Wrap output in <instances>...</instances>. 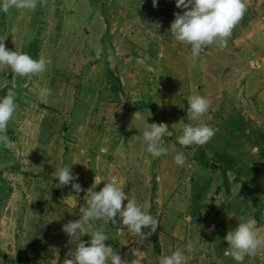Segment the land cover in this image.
I'll list each match as a JSON object with an SVG mask.
<instances>
[{
    "label": "rangeland",
    "instance_id": "1",
    "mask_svg": "<svg viewBox=\"0 0 264 264\" xmlns=\"http://www.w3.org/2000/svg\"><path fill=\"white\" fill-rule=\"evenodd\" d=\"M246 4L227 47L198 57L170 33L184 11L176 0H47L34 11H0L6 48L48 61L31 78L0 70V98L14 88L18 105L7 131L15 143L0 146V264H63L79 243L63 226L80 219L88 190L111 180L160 224L142 241L119 217L93 224L126 264H159L189 243L187 264H236L224 255L228 231L241 216L264 229V0ZM41 88L51 95L41 100ZM192 95L211 101L201 122L217 131L186 149L181 167L177 137ZM161 122L168 154L153 157L142 134ZM65 166L84 191L57 187L53 174ZM244 264H264V251Z\"/></svg>",
    "mask_w": 264,
    "mask_h": 264
},
{
    "label": "clouds",
    "instance_id": "2",
    "mask_svg": "<svg viewBox=\"0 0 264 264\" xmlns=\"http://www.w3.org/2000/svg\"><path fill=\"white\" fill-rule=\"evenodd\" d=\"M46 2L47 0H0V11L6 14L13 9L34 11L38 4L43 5ZM156 5L157 0H153V6ZM176 7L184 11L183 14L174 13L175 19L171 23L170 33L175 41L191 46L193 57H198L209 46L227 47L228 39L247 12L246 0H176ZM7 38L0 36V70L8 68L13 77L21 78H31L46 72L48 61L43 55L39 59H33L27 53L11 51L5 45ZM6 84L7 81H4L0 87ZM16 95L14 88H9L6 95L0 98V146L7 149H11L15 143L7 135V131L17 114ZM50 95L49 88H41L39 91L41 100ZM188 105L187 120L190 123L183 124L182 135L177 137L178 144L184 150L174 157L175 164L181 167L187 166L188 163L186 149H191L194 145L199 147L206 145L217 131L201 122L211 107L208 98L192 95L188 98ZM137 116L138 113L135 118ZM168 130L169 126L166 123L147 124L142 141L147 152L153 157L168 154V148L162 144L163 137L170 135ZM53 176L59 181L57 187L71 185L77 193L84 191L79 183H75L79 177L73 175L72 167L58 169ZM97 179L95 177V184ZM85 200L86 206L79 209L80 219L69 221L63 226V231L71 242L79 240L74 250L68 252L69 258L64 259L63 264H126L121 255L106 244L111 239L108 231L103 228L91 230L96 221L103 220L115 225L116 218L119 217L122 225L130 233L138 236L139 241L155 233L160 225L134 197L129 198L115 180L106 182L98 192L88 190ZM145 229L150 231L145 232ZM261 231L264 229L257 226L254 217L241 216L238 226L228 231L225 237L228 247L224 249V255L231 257L236 264H244L246 257H255L264 251V235L259 234ZM85 235L91 237L87 242L80 239ZM192 250L193 246L189 243L184 249H176L167 256L162 255L159 264H187L189 256L186 253H191ZM133 254L137 256L139 251L134 250ZM132 264H136V260H133Z\"/></svg>",
    "mask_w": 264,
    "mask_h": 264
},
{
    "label": "water",
    "instance_id": "3",
    "mask_svg": "<svg viewBox=\"0 0 264 264\" xmlns=\"http://www.w3.org/2000/svg\"><path fill=\"white\" fill-rule=\"evenodd\" d=\"M125 133H127V131H125Z\"/></svg>",
    "mask_w": 264,
    "mask_h": 264
}]
</instances>
